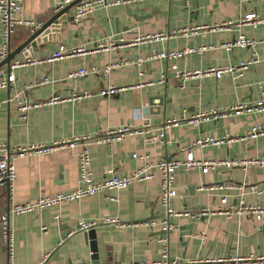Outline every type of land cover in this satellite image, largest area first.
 I'll list each match as a JSON object with an SVG mask.
<instances>
[{"label": "crops", "instance_id": "crops-1", "mask_svg": "<svg viewBox=\"0 0 264 264\" xmlns=\"http://www.w3.org/2000/svg\"><path fill=\"white\" fill-rule=\"evenodd\" d=\"M57 1L23 0L20 15L44 23L55 13ZM131 9H134L133 13L138 20L127 14L124 4L98 6L81 19L73 17L72 7L62 27L44 37L40 36L35 46L27 50L25 55L19 54L12 59L11 62L30 56L41 62L13 68V86L0 88V101H3L0 106V142L10 152L20 145H50L53 141L123 124L143 127L144 123H149L146 127L148 134L160 131L165 133L166 142H147L141 136L127 135L108 145L89 144V167L95 179L108 176L111 170L122 175L143 166L144 162L133 158V154H147L151 161L184 159L185 149L191 147L197 160L261 155L264 152V135L214 146L200 147L192 144L203 136L222 137L228 134L239 137L246 134L255 122L264 123V112L244 111L226 117L208 118L197 127L185 121L166 126L165 120L173 116L189 117L198 112L222 110L239 101H256L260 89L264 88L263 25L241 28L246 37L259 41L254 48L235 46L230 51L223 48L208 49L173 61L151 59L140 65L133 62L151 48L182 50L188 47L218 46L233 41L239 31L231 28L200 31L189 36L179 34L169 39H151L138 44H130V41L138 36L166 33L176 28L219 23L250 11L264 17V0H192L189 7L185 6L184 0H142L132 4ZM1 26L0 20V47L3 43ZM30 33L29 27L18 25L10 37V49L16 48ZM111 35L118 43L114 49L75 55L52 63L44 61L59 45H82L92 50L97 41ZM252 51L257 53L259 62L240 77L230 72L220 78L212 74L177 77L171 68L172 63H175L179 72L236 65L250 56ZM111 62L130 64L112 69L106 75L102 70ZM80 68L97 72L75 79L67 78L70 71ZM1 69L6 71L5 66ZM45 76L55 81L31 86ZM108 84L125 86L126 89L111 96L95 94L76 104L57 102L32 109L26 124L20 123L17 118L15 100L5 101L14 94L15 89L22 90L24 96L34 101L45 100L54 93L66 94L72 89L98 91ZM151 99L153 105L149 104ZM79 150L80 145L22 156L10 152L9 161L15 167L16 178L11 194L6 185H0V216L8 208V199L20 203L75 188L79 179ZM160 182L161 173L155 169L154 177L150 180L134 181L125 188L107 189L79 200L12 215L10 223L14 231V254L12 259L8 258L0 242V264H38L46 254L49 257L45 264L87 261L129 264L131 261L157 258L164 244L168 246L169 259L175 260L176 264H191L194 260L228 257L235 253L264 254V219L256 220L249 215L235 214L228 217L218 211L238 206L241 197L247 204L264 203V192L258 194L249 188L250 184H255L258 189L263 188L264 166L249 165L242 168L218 165L206 173L200 169H177L173 182L177 195L171 198V207L186 210L183 199L187 189L194 186L192 205L215 212L198 220L189 216H171L169 221L174 228L166 235L159 224L152 228L142 224L146 220L159 221L163 217L164 208L158 199ZM242 183L247 184L243 196L236 187L213 192L200 189L204 185L237 186ZM223 195L226 196L225 203L220 201ZM102 216H116L126 225L96 226L98 260H91L83 248L75 247L73 240L69 241V248L73 250L69 256L64 253L50 255L56 248L54 242L62 229L74 228L80 220H99ZM163 236L166 239L161 241ZM2 237L0 224V240ZM80 246H83L82 242Z\"/></svg>", "mask_w": 264, "mask_h": 264}, {"label": "built area", "instance_id": "built-area-1", "mask_svg": "<svg viewBox=\"0 0 264 264\" xmlns=\"http://www.w3.org/2000/svg\"><path fill=\"white\" fill-rule=\"evenodd\" d=\"M73 0H58L55 3L54 11L57 12L65 5L71 3ZM142 0H81L75 6H73V17L75 19H81L93 12V10L98 6L108 7L110 5L117 4H134ZM23 0H0V20L2 27V40L3 43L0 47V59L5 58L8 53V46L10 42V37L16 30L18 25L27 26L33 31L38 28L42 23L35 22L31 19L24 18L20 15L22 11ZM192 0H184L186 7H189ZM259 27L264 26V17H260L256 12L250 11L248 13L241 14L234 19H228L222 22H217L213 24H205L201 26H191L184 28L172 29L166 33H155L146 36H138L134 40L130 41V44H138L140 42L150 41L151 39H169L177 35L189 36L191 34H198L200 31H216L223 29L236 28L239 33L237 38L233 41L224 42L218 46H202L199 48H185L182 50L176 49H162L157 50L151 48L144 56L137 58L133 64L140 65L146 60L151 59H168L176 60L183 58L194 52H201L208 49L223 48L226 51H230L233 47H250L254 48L259 41L255 39H250L246 37L242 32L241 28L243 26ZM122 39V38H121ZM120 39V40H121ZM118 46L117 40L113 38V35L108 36L95 43V48L92 50L86 49L82 45H76L73 47H67L65 45H59L57 50L53 51L44 61L52 63L55 61H60L64 58L83 55L87 53H93L100 50L114 49ZM41 62L39 59L26 56L22 59H15L10 63L8 72L0 69V88H11L15 82V75L12 69L15 67L36 64ZM259 62V57L255 51H252L250 56L240 60L236 65L222 66V67H210L206 70H196V71H177L175 63H172L171 68L174 70L175 76H183L188 78L189 76L196 75H214L220 78L224 73H236L237 77H240L245 71H247L252 65ZM132 63V62H131ZM129 62H111L106 65L102 70L104 74H109L112 69L123 67ZM97 72L96 70H87L86 68H80L77 70L70 71L67 74V78L75 79L78 77L86 76L88 74H93ZM55 80L45 76L37 83H33L31 86L51 84ZM125 86H117L114 84H108L106 88L100 89L98 91H92L87 89L77 90L72 89L66 94L54 93L45 100H30L27 96L23 95L22 90L15 89L14 94L6 99V102L15 100L17 106V118L20 123L26 124L28 119V114L30 110L35 108H40L45 105H51L57 102H65L70 104H76L84 99H88L93 95L97 94L100 96H111L125 90ZM3 101H0V106ZM244 111L252 112H264V88L260 89V96L256 101L246 102L239 101L234 105H231L222 110H213L210 112H198L189 117H170L165 120L166 126H174L182 121L187 122L191 126L197 127L204 120L208 118L226 117L232 114H240ZM149 123H144L143 127H136L131 124H123L114 128H108L103 131H97L94 133L84 134L82 136H76L74 138H67L65 140L53 141L50 145L44 144H26L14 147L10 152L22 156L28 153H46L49 151L56 150L61 147L75 148L80 145V150L77 153L78 168H79V179L78 184L75 188L67 192H58L50 196H40L33 200L25 202H15L8 200L7 210L0 216V224L3 235V240L7 249L8 258L12 259L14 254V231L10 223V217L12 215L31 212L35 209L42 210L44 208L60 204L65 201L79 200L85 196H90L99 192H103L107 189H120L125 188L134 181L150 180L154 177V170H159L161 173V191L158 196L160 204L164 208L163 217L159 221L146 220L142 224L152 228L153 226L159 224L163 229V233L166 235L173 230L174 225L170 223L169 218L171 216H189L191 219H200L202 216H207L212 214L213 210L208 208H201L196 211L189 210H175L170 205V200L172 197L177 195V190L173 187L175 171L179 168L184 170L200 169L203 173H206L209 169L223 165L226 167L240 166L246 168L249 165H257L259 167L264 166V152L259 156H252L247 158H227L223 160H197L194 158L191 147L185 149L186 156L184 159H159L157 161L149 160L147 154H133V158L140 159L144 162L143 166L137 168L126 174H116L113 170L109 171V175L102 179H95L92 176L90 170V155L88 146L91 143L95 144H111L112 142L121 140L127 135L141 136L147 142H166L165 133L160 131L157 134H148L147 126ZM264 135V123L255 122L253 126L239 137H231L225 134L222 137H199L192 145L196 146H207V145H217L224 142H231L234 140L245 139V138H256L258 136ZM9 149L6 145L0 142V185H6L9 194L13 191V186L16 178V172L14 165L9 161ZM237 188L239 194L243 196L245 194V188H247L246 183H242L237 186L226 185L219 186L216 184L204 185L200 189L213 192L218 189L223 188ZM249 188L258 194L264 192V186L262 189H258L255 184H250ZM10 196V195H9ZM220 201L222 203L226 202V196H221ZM220 213L231 217L232 215H249L256 220L264 219V203L259 204H247L244 202L243 197L240 198L239 204L236 207H231L229 209L218 210ZM102 225H113L116 227H123L126 225L124 221L116 216H102L99 220L84 221L80 220L77 224L79 229H88L93 226ZM202 238H205L204 234H201ZM166 237H161V241H164ZM49 254H46L43 259L38 264H45ZM75 264H124L118 261H104V262H79ZM129 264H176L175 260L169 259V249L167 244L163 245L161 253L159 256L153 260H141V261H131ZM191 264H264V254H239L235 253L228 257H208L201 260H194Z\"/></svg>", "mask_w": 264, "mask_h": 264}, {"label": "water", "instance_id": "water-1", "mask_svg": "<svg viewBox=\"0 0 264 264\" xmlns=\"http://www.w3.org/2000/svg\"><path fill=\"white\" fill-rule=\"evenodd\" d=\"M79 1L81 0H73L71 3L65 5L63 8L55 12L38 28L31 31L29 36L16 48L11 50L9 45L7 55L0 61V69L2 66H5L6 71L8 72L10 63L15 56L19 54L25 55L27 50L35 46L36 41L40 39V36L44 37L45 35H48L52 32H56L60 27H62L66 19V15L70 12V9ZM131 6L132 4L130 3L124 4V7L128 10L127 14L129 16H132L135 20H138V18L134 15V9H131ZM149 104L153 105L152 99L150 100ZM193 194L194 186H190L187 189V193L183 199L186 210L194 211L198 209L197 206L192 205L191 197ZM1 239L2 240H0V242L4 245L5 250L7 251L3 237ZM70 240H73L75 247L83 248V251L90 255L91 260H98V240L96 235V226L90 227L88 229H79L77 226L74 228H67L66 230L62 229L54 242L56 244V248L50 255L57 256L58 254L64 253L69 256V253L73 252V250L69 248ZM81 242L83 243V246H80ZM102 249L104 251V247H102Z\"/></svg>", "mask_w": 264, "mask_h": 264}]
</instances>
